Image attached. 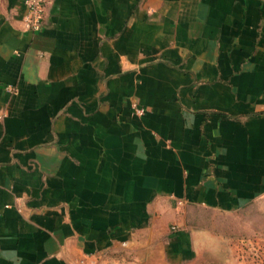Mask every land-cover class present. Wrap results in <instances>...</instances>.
<instances>
[{
    "label": "crops",
    "instance_id": "1",
    "mask_svg": "<svg viewBox=\"0 0 264 264\" xmlns=\"http://www.w3.org/2000/svg\"><path fill=\"white\" fill-rule=\"evenodd\" d=\"M25 13L0 0V264H188L224 233L180 205L264 198V0Z\"/></svg>",
    "mask_w": 264,
    "mask_h": 264
},
{
    "label": "rangeland",
    "instance_id": "2",
    "mask_svg": "<svg viewBox=\"0 0 264 264\" xmlns=\"http://www.w3.org/2000/svg\"><path fill=\"white\" fill-rule=\"evenodd\" d=\"M186 220L195 225H207L224 233L222 238H212L205 243L206 252L188 264H264V198L249 204L238 213L220 214L200 208L177 209ZM187 220V221H188ZM212 253V254H209ZM131 257L123 253L115 257L100 255L90 264H130Z\"/></svg>",
    "mask_w": 264,
    "mask_h": 264
},
{
    "label": "built area",
    "instance_id": "3",
    "mask_svg": "<svg viewBox=\"0 0 264 264\" xmlns=\"http://www.w3.org/2000/svg\"><path fill=\"white\" fill-rule=\"evenodd\" d=\"M52 1L53 0H25L26 13L23 17V23L27 29L37 31L41 28L45 8ZM132 109L136 115H141L143 113V109L135 104H132Z\"/></svg>",
    "mask_w": 264,
    "mask_h": 264
}]
</instances>
